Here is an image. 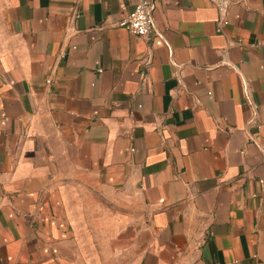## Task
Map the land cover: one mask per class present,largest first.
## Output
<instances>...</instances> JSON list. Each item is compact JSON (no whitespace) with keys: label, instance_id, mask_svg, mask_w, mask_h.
Here are the masks:
<instances>
[{"label":"crops","instance_id":"1","mask_svg":"<svg viewBox=\"0 0 264 264\" xmlns=\"http://www.w3.org/2000/svg\"><path fill=\"white\" fill-rule=\"evenodd\" d=\"M137 1L0 0V264H84L101 192L133 264H264V0Z\"/></svg>","mask_w":264,"mask_h":264},{"label":"rangeland","instance_id":"2","mask_svg":"<svg viewBox=\"0 0 264 264\" xmlns=\"http://www.w3.org/2000/svg\"><path fill=\"white\" fill-rule=\"evenodd\" d=\"M104 197L103 192L97 193L95 198L98 201L97 204L92 201L90 205L89 198H84V205H81L82 212L80 214L84 218L78 233L80 234L79 239L82 249L80 253L81 259L84 264H133L132 259L135 255L133 250L134 237H128L129 246L131 247L132 245V252L123 253L120 252L122 241L119 236L120 231L115 236H113L115 233H112L115 229L119 230L122 227L120 221L122 207L117 205L112 210V206H105ZM129 206L131 207V205ZM111 213L112 215H110ZM136 213V211L129 212L128 226L130 234L131 229L136 227L138 221ZM112 216L113 220L108 219Z\"/></svg>","mask_w":264,"mask_h":264},{"label":"built area","instance_id":"3","mask_svg":"<svg viewBox=\"0 0 264 264\" xmlns=\"http://www.w3.org/2000/svg\"><path fill=\"white\" fill-rule=\"evenodd\" d=\"M213 1L219 14L216 31L221 32L228 24L227 14L232 0ZM151 4L152 0H138L134 8L118 22V26L131 34L142 37L148 36L154 28V22L150 15ZM252 107L254 108L256 105L252 104ZM260 181L263 182V180Z\"/></svg>","mask_w":264,"mask_h":264}]
</instances>
